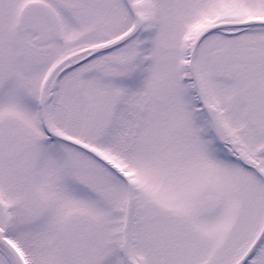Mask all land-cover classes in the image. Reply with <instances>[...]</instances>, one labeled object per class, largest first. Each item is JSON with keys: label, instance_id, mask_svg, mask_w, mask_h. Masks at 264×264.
<instances>
[{"label": "snow or ice", "instance_id": "obj_1", "mask_svg": "<svg viewBox=\"0 0 264 264\" xmlns=\"http://www.w3.org/2000/svg\"><path fill=\"white\" fill-rule=\"evenodd\" d=\"M0 264H264V0H0Z\"/></svg>", "mask_w": 264, "mask_h": 264}]
</instances>
